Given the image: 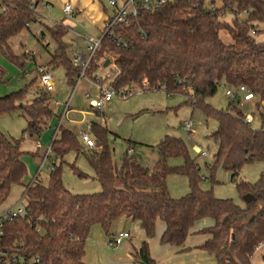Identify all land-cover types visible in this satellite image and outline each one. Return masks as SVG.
Segmentation results:
<instances>
[{
	"label": "trees",
	"instance_id": "obj_1",
	"mask_svg": "<svg viewBox=\"0 0 264 264\" xmlns=\"http://www.w3.org/2000/svg\"><path fill=\"white\" fill-rule=\"evenodd\" d=\"M208 0H174L156 11H141L128 27H118L111 37L103 38L85 72L92 79L106 62L107 52L114 56L118 74L112 86L121 89L147 83L149 88L164 87L168 96L182 95L185 104L216 121L210 134L217 144L213 162L205 163L208 179L215 184L217 169L231 176L242 206L232 199H219L212 189L203 190V176L182 138L166 135L155 147L157 160L152 168L143 166L135 154L136 143L128 142L118 163L111 158L107 130L90 123L96 149H82L76 133L61 127L51 144L54 164L46 182L35 179L23 185L28 175L19 140L9 139L0 131V207L14 186H23L24 214L2 218L0 252L7 257H38L41 264H85V244L94 226L106 238L120 220L138 223L146 240L155 234L157 221L164 224L161 245L182 248L194 227L208 220L212 224L198 231L207 236L200 250L212 256L215 264H252L251 257L264 243V130L243 122V112L228 103L218 110L206 100L219 85L244 86L264 103V0H220V6L207 8ZM38 0H0V53L11 63L23 67L27 54L16 56L10 40L31 22ZM214 5V1H211ZM233 14L230 22L223 20ZM245 14L244 20L239 16ZM61 21L45 26L56 43L50 64L61 66L67 83L74 88L81 69L67 56L62 42L67 33ZM230 42H224L221 34ZM254 33V34H253ZM127 42L117 45L116 40ZM32 59V58H30ZM108 67V66H107ZM115 70L110 69V75ZM0 67V83L4 79ZM26 89L0 96V115L20 110L28 124L23 134L39 136L55 114L48 93L25 102ZM132 149L133 154L127 150ZM83 154L94 172L100 191L74 194L61 180L63 157ZM169 159H181L169 166ZM260 163L262 171L251 183L238 180L247 164ZM78 177H87L74 166ZM169 174L187 178L188 193L173 199L166 185ZM144 240L133 248L136 264H156ZM0 264H19L8 262ZM264 264V256L262 257Z\"/></svg>",
	"mask_w": 264,
	"mask_h": 264
},
{
	"label": "rangeland",
	"instance_id": "obj_2",
	"mask_svg": "<svg viewBox=\"0 0 264 264\" xmlns=\"http://www.w3.org/2000/svg\"><path fill=\"white\" fill-rule=\"evenodd\" d=\"M92 1L98 5V8L104 15V20H106L111 10L107 8L101 0ZM205 6L207 8H211V6L218 8L220 6V0H216L214 5H212L211 0H208ZM63 7V0H40L33 10L36 21L31 22L29 28H24L18 35L10 40L9 44L11 50L16 56L22 54H27V56H29V59L25 60V65L23 67L9 62L0 53V67L3 69L5 76L2 83H0V95H6L24 88L26 89L25 102L30 103L39 94H45L39 86V79L36 74L35 66L37 64L45 66L52 76L54 92L49 95L50 105L55 111V116L39 136L36 137L23 134V131L27 127L28 120L22 116L20 110L0 115V131L9 139L19 140L21 150L26 153L24 161L26 162L28 178L30 179L36 175L37 169L42 161V156L46 148L50 145L52 129L57 125V116L61 112V107L56 106L67 104L71 98L70 109L73 111L68 115V120H70L71 123H68V120L64 121L61 127L70 129L78 136L80 131L88 130L90 123L102 124L101 126L107 130V144L111 150V158L114 163L117 164L121 155L126 151L127 143L133 142L138 145L135 148V154L139 156L143 166L150 169L157 160L156 152L152 147H155L166 135L182 138L187 145L191 157L196 160L200 168V174L203 176L200 182L201 189L210 190L216 186L222 187L228 192L232 189V195L228 198H232L235 204L242 206V202L230 179L219 184H212L208 179L209 172L205 163L213 162L214 154L217 151V144H215L209 136L216 130L217 123L211 118H206L200 111L196 109L192 110L185 104L184 101H186V98L184 96H168L160 90L142 91L141 88L136 85L132 87L134 90L133 96L125 100L113 98L111 102L106 105L102 114L84 116L80 113L89 110L88 103L83 96L88 90L91 94V87L84 82V79H81L78 83L76 81L77 85L72 88L67 83L64 69L61 66H54L49 63L51 54H53L56 49V43L50 37V33L46 30L45 26L52 27L54 24H58L61 21L64 23L70 22L76 24L75 31L80 33L82 38H73L72 32L69 31L63 35L61 39L62 42L68 46L67 56L69 58L73 57L71 51L73 48L77 47L84 51L89 41L96 40L99 35L93 37L94 34L88 29L90 27V21L83 17L81 8L78 13L74 11L72 16H66ZM0 11H2L1 8ZM245 17V14H241L239 19L244 20ZM231 18H233V14H227L223 17V20L230 22ZM221 37L224 42H230V38L227 34L222 33ZM33 55L35 56L34 61L30 59ZM107 65L108 64L105 62L103 68L98 70V75L104 77L110 72ZM227 88L228 86L226 85H219L215 95L208 98L206 102L218 110H226L230 102L225 96ZM92 90L94 91L93 88ZM90 96L91 98H95L93 93ZM239 109H241L243 113H249L251 110L248 106H239ZM254 116V123L251 127L253 129L262 128V130H264V116L261 117L256 111L254 112ZM83 119L84 121L81 124L80 121ZM184 122H190L192 124L190 132L182 128ZM193 145L198 146L202 151L206 152L207 157L194 154L192 152ZM80 147L82 148L81 145ZM55 161L57 165L60 164L59 159ZM167 163L169 166H178L182 163V160L169 159ZM256 165L259 166L257 163L245 165L241 170L238 180L255 182L259 174L257 169H254ZM48 166L49 161L46 162L44 168H42L40 172H37V177H40L44 182H46L49 175L50 168ZM71 166H74L87 177H78L71 169ZM220 171L224 175H229L221 169ZM93 177L94 172L83 154L77 155L75 152H70L63 157L61 164V180L65 188L70 192L74 194L99 192L100 186ZM187 182V178L184 176L169 174L166 178V185L170 196L173 199H179L185 196L188 193ZM21 194L22 188L20 186H14L11 189L9 198L0 207V209L2 208L3 210V213H1L3 217H6L8 211L19 201H21L23 206L25 205L26 200ZM12 199L16 200L12 201ZM123 228L129 229V226ZM136 231L137 229L133 231L134 233H132L133 236L130 238V241H125L121 246L123 253L125 251V245L127 247L129 246L133 252V248H138L141 240H146L145 237L139 239ZM146 241L148 243V240ZM85 251L95 264H100L94 254L95 251L93 248L87 247ZM114 261L119 262L117 259ZM131 261L134 262V260Z\"/></svg>",
	"mask_w": 264,
	"mask_h": 264
},
{
	"label": "built area",
	"instance_id": "obj_3",
	"mask_svg": "<svg viewBox=\"0 0 264 264\" xmlns=\"http://www.w3.org/2000/svg\"><path fill=\"white\" fill-rule=\"evenodd\" d=\"M102 3L105 4L107 8L111 10L110 14L104 20L102 30L100 32L99 37L94 41H89L85 53L79 52L78 49H73V57L72 62L75 66H78L81 69V73L79 78L77 79V83L81 79H87L89 85L94 88L98 92V96L96 98H91L90 94L87 92L84 94V99L88 103L89 110L84 113L86 114H102L106 105L111 102L113 98H118L121 100H125L128 97L134 95V90L132 89L133 85L130 87H125L121 89H115L112 86V82L114 77L118 74L116 71V67L114 64V56L111 52H107L106 54V61H108L109 69L115 70L114 75H110L108 73L104 77L101 75H94L92 79H88L85 76V72L89 67V62L92 57L95 55L99 44L103 38L111 37L113 30L118 27H128L133 18L137 17L141 11L144 12H153L159 9L160 7L173 2L174 0H101ZM215 1L216 0H211ZM213 5V4H212ZM35 6L31 8L34 9ZM213 8V6H211ZM64 14L66 16L72 15V6L69 3H65L63 7ZM254 34V33H253ZM75 38H81L79 34H74ZM117 45H122L123 47L127 46V42H124L120 39L116 40ZM36 74L38 75L39 79V86L41 89L48 94L54 92V85L52 82V76L48 69L45 66L39 65L36 67ZM77 85V84H76ZM75 85V86H76ZM136 86V85H134ZM142 91H163L165 93L164 87L160 88H149L147 83H142L139 85ZM225 96L229 99L231 104L236 105L237 107L241 106H248L251 110L249 113H243V122L247 125H252L254 123V112L261 117L264 116V103L256 98L252 92L248 91L244 86H239L236 88L228 87L225 91ZM70 100L65 105H57L56 107H61V112L57 116L58 123L52 129V138L50 141V145L46 148L44 155L42 156V161L37 169V172H40L46 162L49 161V171H52L54 168V158L51 152V144L52 142L57 139L59 134V129L63 125L64 121L68 120V115L71 111L70 109ZM229 102V103H230ZM69 121V120H68ZM192 124L190 122H184L182 128L185 129L187 132H190ZM80 145L83 149H92L95 150V140L92 136L90 130L87 131H80L78 133ZM192 152L197 156L207 157L206 152L202 151L198 146H192ZM128 154H133L132 149L127 150ZM37 172L36 175L31 179L30 183H33L35 179H37ZM24 206L19 201L7 214L6 217L15 218L17 215L24 214ZM2 215L0 216V237L2 236ZM129 234L126 232H120L117 235H110L107 238V245L108 247H116L119 246L123 240L128 239ZM17 262L19 264H41L40 259L38 257H34L31 259H26L23 257H7L0 252V262L8 263V262Z\"/></svg>",
	"mask_w": 264,
	"mask_h": 264
},
{
	"label": "crops",
	"instance_id": "obj_4",
	"mask_svg": "<svg viewBox=\"0 0 264 264\" xmlns=\"http://www.w3.org/2000/svg\"><path fill=\"white\" fill-rule=\"evenodd\" d=\"M38 1H40V0H38ZM63 2H64V4L69 3L72 6V15H73L74 11H75V13L76 12L78 13L80 8H81L82 9L81 13L83 12L82 13L83 17H85L87 20L90 21V27L88 26L89 27L88 29H89V31L92 32V34H94L93 37L100 35V32L102 30V26H103V22H104V15L101 13L100 9L98 8V5L95 4L94 1H92V0H63ZM81 13H80V15H81ZM54 25H57V24H54ZM62 25H63V27L66 28L67 32H69V31L72 32L73 38H75L74 34L80 35V33L75 31V29H76L75 23H70V22L64 23V22H62ZM75 48L78 49L77 47H75ZM75 48H73V49H75ZM78 51L85 53V50L82 51V50L78 49ZM34 57H35L34 55H33V57H31L33 61L35 59ZM39 65L40 64H37L35 66V70H36V67ZM97 74H98V72H97ZM84 82H86V84L89 85V83L87 82V79H84ZM89 87H91V86H89ZM90 90H91V94L93 93V95L96 98L98 96V92L95 89L93 91L92 87L90 88ZM88 93L90 94L89 90H88ZM0 96H4V95H0ZM72 111L73 110L71 109L70 113ZM86 112L87 111H83L80 113L84 116H92L91 114L85 115L84 113H86ZM53 113L55 114L54 110H53ZM83 121H84V119L82 121H80L81 124L83 123ZM67 122L71 123L70 120ZM51 125H52V123H51ZM88 129H89V127H88ZM23 161H24V159H23ZM24 163L26 164L25 161H24ZM54 164H56V161L54 162ZM257 164H259V166L256 165L254 167V169L256 168L258 173L260 174L263 167H262V164H260V163H257ZM259 174H258V177H259ZM258 177H257V179H258ZM32 178L29 179L28 175H27V177L23 181V185L29 184ZM37 179L41 180L40 177H37ZM228 179H230V181H231V176L230 175H224L220 171V168H219L216 172V175H215L216 183L219 184V183H222L223 181H227ZM251 183H253V182H251ZM20 187L22 188V193H23L24 187L23 186H20ZM212 190H213V194L216 198L232 199V198H228V197H231V195H232V189H230V191L228 192L227 190H224L222 187L216 186ZM14 200H16V199H12V201H14ZM1 213H3L2 208L0 209V216H1ZM211 224L212 223L208 220H204V221L198 223L193 229L194 233L187 237L183 247L177 249V248L170 247L169 245H161L159 243L160 237L164 231V224L161 221H157V223L155 225L154 237L152 239L148 240L150 256L152 257V259L155 261L156 264H215V260L212 256H209L207 253L200 250V246L207 239V236H204V235H201L198 233V231H200L201 229H203L205 227L210 226ZM126 226H129V229L123 228ZM119 228H121V229H119ZM136 229H137L136 234L139 237V239H143V237H145V235H144V232L139 228L138 223H133L130 220H120V221L116 222L111 229V235H117L120 232H126L129 234V237H128V239L123 240L119 246L111 248V247H108L107 238H106V236H104L101 229L98 226H94L89 233L87 242L85 244V249L87 247L93 248L95 251L94 254L97 257L100 264H135L133 261H131V260H133L132 249L129 248V246L127 247L125 245V247H124L125 251L123 253L121 246L123 245V243L125 241H128V242L130 241V238H132V236H133L132 233H134L133 231ZM141 243H142V240H141L140 244ZM140 244H139V246H140ZM108 254L110 255V257ZM263 256H264V243L261 244L256 249L255 253L251 257V263L252 264H262V257ZM116 259L119 262H115L114 260H116ZM83 261L85 264H95V262H93L92 259L88 257V253H86V251H85V255L83 257ZM106 261L111 262V263H108Z\"/></svg>",
	"mask_w": 264,
	"mask_h": 264
},
{
	"label": "water",
	"instance_id": "obj_5",
	"mask_svg": "<svg viewBox=\"0 0 264 264\" xmlns=\"http://www.w3.org/2000/svg\"><path fill=\"white\" fill-rule=\"evenodd\" d=\"M106 63L108 64V61H106Z\"/></svg>",
	"mask_w": 264,
	"mask_h": 264
}]
</instances>
